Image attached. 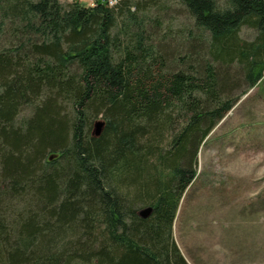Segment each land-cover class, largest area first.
I'll return each mask as SVG.
<instances>
[{"label":"trees","instance_id":"1","mask_svg":"<svg viewBox=\"0 0 264 264\" xmlns=\"http://www.w3.org/2000/svg\"><path fill=\"white\" fill-rule=\"evenodd\" d=\"M179 2L183 58L150 2L0 0V264H190L177 211L239 76L264 75V0Z\"/></svg>","mask_w":264,"mask_h":264},{"label":"rangeland","instance_id":"2","mask_svg":"<svg viewBox=\"0 0 264 264\" xmlns=\"http://www.w3.org/2000/svg\"><path fill=\"white\" fill-rule=\"evenodd\" d=\"M60 1L66 5L73 0ZM78 1L86 6L97 2ZM132 1L150 2L144 13L161 22L157 40H164L176 58L185 57L188 34L197 29L184 5L179 0ZM226 4L219 0L220 6ZM239 35L253 41L257 31L243 25ZM10 46L7 31L0 49ZM242 79L231 92L233 108L200 147L196 178L177 211L174 238L190 264H264V75L253 87ZM31 113L32 106H26L17 122ZM98 119L103 117L94 121Z\"/></svg>","mask_w":264,"mask_h":264},{"label":"water","instance_id":"3","mask_svg":"<svg viewBox=\"0 0 264 264\" xmlns=\"http://www.w3.org/2000/svg\"><path fill=\"white\" fill-rule=\"evenodd\" d=\"M104 121L102 119H98L94 122V128H93V133L95 135H99L103 129V126H104ZM58 155L57 154H51L49 156V160H53L54 158H56ZM153 210V207L152 206H147V207H144L140 210L139 214L140 216L142 217H147L150 215V213L152 212Z\"/></svg>","mask_w":264,"mask_h":264},{"label":"built area","instance_id":"4","mask_svg":"<svg viewBox=\"0 0 264 264\" xmlns=\"http://www.w3.org/2000/svg\"><path fill=\"white\" fill-rule=\"evenodd\" d=\"M102 1H107L108 5L112 6L117 3V0H102Z\"/></svg>","mask_w":264,"mask_h":264}]
</instances>
